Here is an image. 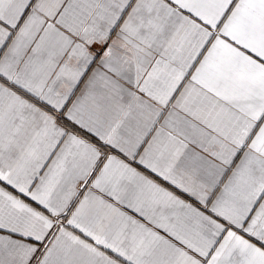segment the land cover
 Listing matches in <instances>:
<instances>
[{
	"label": "snow or ice",
	"instance_id": "obj_1",
	"mask_svg": "<svg viewBox=\"0 0 264 264\" xmlns=\"http://www.w3.org/2000/svg\"><path fill=\"white\" fill-rule=\"evenodd\" d=\"M0 264H264V0H0Z\"/></svg>",
	"mask_w": 264,
	"mask_h": 264
}]
</instances>
